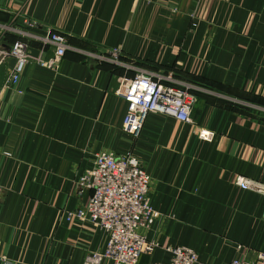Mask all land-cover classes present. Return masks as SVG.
I'll use <instances>...</instances> for the list:
<instances>
[{"label":"crops","instance_id":"0c3cea01","mask_svg":"<svg viewBox=\"0 0 264 264\" xmlns=\"http://www.w3.org/2000/svg\"><path fill=\"white\" fill-rule=\"evenodd\" d=\"M23 18L75 49L56 71L27 64L0 95V264H86L104 251L107 232L68 214L89 202L76 183L101 151L135 156L152 179L160 215L142 232L159 246L138 264H171L176 246L194 249L197 264L264 253V195L236 183H264V0H0V24ZM12 42L0 31V44ZM117 47L127 62L195 83L192 117L213 141L160 113L138 138L126 133L116 88L135 71L76 49ZM40 49L32 44V56ZM14 65L0 68V83Z\"/></svg>","mask_w":264,"mask_h":264},{"label":"built area","instance_id":"2783aa9c","mask_svg":"<svg viewBox=\"0 0 264 264\" xmlns=\"http://www.w3.org/2000/svg\"><path fill=\"white\" fill-rule=\"evenodd\" d=\"M0 31L11 33L20 39L11 44H0V68L10 58L15 65L4 83H0V95L6 88H13L21 77L27 64L34 62L54 71L61 62L70 45L69 37L51 28H44L37 21L23 18L0 24ZM40 45L41 55L33 57L32 44ZM50 48L52 54H43ZM88 59L98 63L111 62L124 67L126 71H135L118 77L116 94L127 105L123 120V129L134 139L138 138L146 118L151 113H160L196 126L200 139L213 141L214 131L196 125L192 112L198 96L192 92L198 88L195 83L177 78L173 71L164 72L139 67L134 62L123 59L120 47L107 52H95L78 49ZM151 176L144 164L131 154L118 155L112 151H101L93 157V168L83 174L76 183V189L83 193L92 191L87 205L70 211L69 218H77L103 228L108 235L106 248L102 253H93L86 264H100L103 258L110 264H138L142 254H151L159 246L157 241L149 240L142 229H149L159 217L152 206ZM236 183L240 187L264 195V183L238 176ZM264 219V213H263ZM171 264H197V252L186 246L170 247ZM228 264H264V253H258L254 260L234 259Z\"/></svg>","mask_w":264,"mask_h":264},{"label":"trees","instance_id":"16d2710c","mask_svg":"<svg viewBox=\"0 0 264 264\" xmlns=\"http://www.w3.org/2000/svg\"><path fill=\"white\" fill-rule=\"evenodd\" d=\"M13 37H14V42L18 39H20L18 36L14 35V34H11ZM13 43V42H12Z\"/></svg>","mask_w":264,"mask_h":264}]
</instances>
